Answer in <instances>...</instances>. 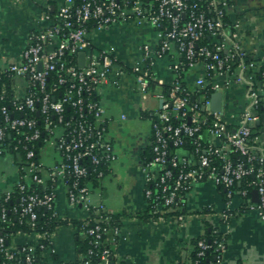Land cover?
<instances>
[{
    "label": "built area",
    "instance_id": "1",
    "mask_svg": "<svg viewBox=\"0 0 264 264\" xmlns=\"http://www.w3.org/2000/svg\"><path fill=\"white\" fill-rule=\"evenodd\" d=\"M233 6L234 0H63L57 11L47 10L37 17L21 59L1 67L13 80L15 97L11 106H0V155L22 150L25 157L18 163L15 190L1 196L0 229L14 218L20 225L40 231L19 232L17 235L27 236L19 242L15 241L17 235L9 242L7 234L0 232V264H46L43 254L52 252L54 232L43 220L42 211L53 209L58 215L56 194L54 187L49 193L36 190L46 180L36 159L35 146L42 140H51L60 154V161L48 168L49 179L65 181L71 205L100 215L82 234L93 236L94 248L117 241L120 228L112 226V212L91 204L90 174L93 168L101 180L106 175L101 165L108 170L117 158L100 92L107 83L119 84L126 69L110 52L95 50L92 40L94 34L119 23L148 24L158 38L155 47L141 46V62L132 67L143 100L150 95L151 67L157 59L165 58L174 74L168 95L156 96L159 107L144 108L154 138L151 154L140 166L148 206L156 211L180 209L185 194L201 183L224 188L229 201L237 184L243 183L244 197L250 189L257 190L255 207L264 219V152L257 146L260 136L256 129L262 119L264 61L253 59L239 44V21L232 25L227 19ZM81 51L86 52L83 68L78 65ZM190 70L201 71L194 88L185 82ZM234 87L244 88L247 105L233 123L224 109ZM218 91L223 93V112L211 108L212 94ZM71 108L72 113H67ZM154 116L159 120L154 121ZM13 133L18 136L9 142L7 137ZM252 134H257L255 145L249 146ZM190 140L191 152L182 151ZM233 217L230 209L221 213L225 225ZM198 246L199 258L211 248L205 238ZM226 247L225 237L218 242L222 256ZM111 256L106 247L97 264H111Z\"/></svg>",
    "mask_w": 264,
    "mask_h": 264
},
{
    "label": "crops",
    "instance_id": "2",
    "mask_svg": "<svg viewBox=\"0 0 264 264\" xmlns=\"http://www.w3.org/2000/svg\"><path fill=\"white\" fill-rule=\"evenodd\" d=\"M63 0H0V66L21 59L36 26L37 17L47 10L55 12ZM227 19L232 25L239 21L237 40L253 59L264 61V0H234ZM116 45L111 47L109 39ZM93 48L106 50L115 56L126 75L117 85L102 86L100 98L106 108L107 132L112 138L117 158L97 185L90 184L93 206H104L120 217V231L113 245L115 264H194L195 240L210 228L218 229L227 239L222 264H264V219L255 207V189L250 197L241 193L243 183L236 186L235 195L226 200V190L211 183L193 186L184 196L180 209L161 210L156 218L144 219L140 215L148 209L144 196L141 161L146 157L152 140V122L144 108L157 109L163 85L174 78L167 60L160 58L151 67L155 86L147 100L139 94L132 67L141 62V46L155 47L158 38L148 24L119 23L93 35ZM118 54V57L115 55ZM200 70H190L185 82L194 88ZM223 81V78H217ZM247 105L244 88L234 87L225 101V116L237 122ZM257 146L264 152V111ZM258 123V124H260ZM49 147V146H48ZM45 149V147H44ZM39 152L42 176L49 179L48 168L60 161L56 147ZM19 177L18 162L14 154L0 155V198L13 191ZM55 205L58 216L84 220L89 212L84 206H73L67 198L63 179L54 183ZM234 212L229 224H223L221 213ZM82 232L72 224L58 226L53 234L52 252H45L46 264H78L79 238ZM112 238V237H111ZM26 235H17L15 241H24ZM210 264H215L214 262Z\"/></svg>",
    "mask_w": 264,
    "mask_h": 264
},
{
    "label": "trees",
    "instance_id": "3",
    "mask_svg": "<svg viewBox=\"0 0 264 264\" xmlns=\"http://www.w3.org/2000/svg\"><path fill=\"white\" fill-rule=\"evenodd\" d=\"M205 42L209 41V38L206 37ZM203 40V42H204ZM262 69H264V66L262 67ZM260 75H258L259 77ZM259 79H262V77H259ZM262 84L264 85V79L261 80ZM155 81L150 79V87H154L155 86ZM14 85H13V80L9 74V72L3 68H1L0 66V97L2 95L5 96V100H1L0 99V106L3 104H6L7 106H11V102L14 99ZM170 86L169 85H163V92L164 95H168ZM72 108L70 110L67 109V113H72ZM264 111V95H263V101L262 104L260 105L259 108V112L263 113ZM146 116V113H145ZM154 121H158V117L154 116L153 118ZM261 128V123L256 125V129L259 130ZM257 134H259V132H257ZM257 134H252L250 136L249 141L247 142V144L249 146H254L255 144V136ZM17 134L15 135V133H13L11 136H8L7 139L9 142H13L15 139L14 137L17 138ZM205 136L207 137V134H205ZM153 134H152V140L153 141ZM1 143V142H0ZM44 142L43 140L40 142H37L35 148H36V159H38L39 161V152H40V148L43 146ZM0 146H2L0 144ZM193 148L192 146V140H190L187 145L185 147L182 148V151H186L187 149L190 150L189 153L191 152V149ZM12 154H14L17 158V162L20 163V161L24 160L25 154L24 152L21 150L19 152H11ZM151 154V144L150 147L146 153L145 156H150ZM234 156L238 157L239 154L238 153H234ZM101 168H104L106 173L108 172L107 168H105L104 165H101ZM90 179H91V184L93 183V185H97L98 182L100 180H98L95 177V173L93 171H91L90 174ZM54 187V183L51 181V179H47L45 180L44 184H40L37 186L36 190L39 193H44V192H52ZM221 189H224L222 187H219ZM15 190V189H14ZM251 195L250 190L248 191V196L247 198H249ZM228 195H227V191H226V200H228ZM2 200L0 198V204H1ZM164 212H166L168 209L164 208L163 209ZM54 211L55 210H43L42 212L45 213V217H44V221H46L47 226L49 227L50 231L53 233L55 231V229L63 224H67V223H72L74 224L78 230L80 232H82V229H88L92 226L95 225V220L100 216L99 214L95 213L94 211H92L91 213H89L88 217L84 220H74V219H69V218H61L58 215H54ZM161 211H156L155 209L152 208V205L148 206L147 211L140 215L142 218L144 219H150V218H156L159 216ZM124 214H120V213H110L111 216V224L112 226H117L120 228V217H122ZM39 229H34L32 230L31 228H29L27 225H20L18 220H15L14 218L12 219L11 222L9 223H4L2 224V227L0 229V232H2L3 234H7L8 240L9 242L12 241L13 237H15L19 232H22L24 234H31L33 232H37ZM40 231V230H39ZM109 234V232L105 235V238L107 237V235ZM117 238V236H116ZM205 238L207 240V242H209L211 244V248L207 250V255L203 258H199L197 256V253L199 251V246H198V242L200 239ZM225 238V236L216 228H210V230H207L206 234L204 236H200L198 237L194 242H195V246H196V251L194 253V264H196V261H198L197 264H210L212 262H214L215 264H218L222 258V253L218 250V242H220L221 240H223ZM79 246H80V260L78 262V264L80 263V261H87L90 260L92 262V264H97L101 261V252L102 250H104L106 247L108 249H110L112 256L110 258V263L111 264H115L114 261V257H113V245L115 244L116 241H108L106 242L105 247L103 246V244H101L98 248H94L93 244H92V240H93V236L92 235H87L84 236L83 234L80 235L79 238ZM90 250H93L92 253H90Z\"/></svg>",
    "mask_w": 264,
    "mask_h": 264
},
{
    "label": "water",
    "instance_id": "4",
    "mask_svg": "<svg viewBox=\"0 0 264 264\" xmlns=\"http://www.w3.org/2000/svg\"><path fill=\"white\" fill-rule=\"evenodd\" d=\"M78 65L80 68H83L84 65H85V61H86V52L84 51H81L79 54H78ZM211 108L215 111H219V112H223V93L218 91V92H215L214 94H212V97H211ZM260 123V122H258ZM255 194H256V198L254 200V202H258L259 201V195H258V192L257 190L255 191Z\"/></svg>",
    "mask_w": 264,
    "mask_h": 264
},
{
    "label": "rangeland",
    "instance_id": "5",
    "mask_svg": "<svg viewBox=\"0 0 264 264\" xmlns=\"http://www.w3.org/2000/svg\"><path fill=\"white\" fill-rule=\"evenodd\" d=\"M109 42H110L111 47H114V46L116 45V43H115L113 37H112L111 39H109ZM115 55L118 57V54H117V53H115ZM48 146H49V147H48ZM53 146H54V143H53L51 140H49L48 142H45V143L43 144V146L40 148V150H43L44 147H45V149H47V148H52ZM54 147H55V146H54ZM45 149H44V150H45Z\"/></svg>",
    "mask_w": 264,
    "mask_h": 264
}]
</instances>
